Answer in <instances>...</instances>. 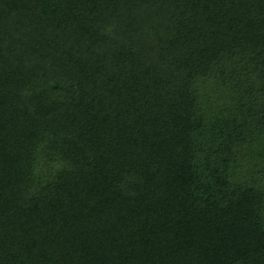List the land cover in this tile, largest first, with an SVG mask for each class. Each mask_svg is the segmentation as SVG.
<instances>
[{
  "label": "trees",
  "instance_id": "trees-1",
  "mask_svg": "<svg viewBox=\"0 0 264 264\" xmlns=\"http://www.w3.org/2000/svg\"><path fill=\"white\" fill-rule=\"evenodd\" d=\"M0 264H264V0H0Z\"/></svg>",
  "mask_w": 264,
  "mask_h": 264
}]
</instances>
